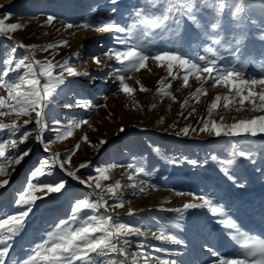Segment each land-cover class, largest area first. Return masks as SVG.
<instances>
[{
    "label": "snow or ice",
    "instance_id": "1",
    "mask_svg": "<svg viewBox=\"0 0 264 264\" xmlns=\"http://www.w3.org/2000/svg\"><path fill=\"white\" fill-rule=\"evenodd\" d=\"M113 5L106 13L96 15L97 6L90 7L82 17V22L64 24L63 27L89 29L97 33L108 32L112 34V46L103 52L108 60H114L118 67L112 68L109 76L117 82L119 92L128 98L133 97L134 89L126 82L131 79V73L148 68V61H153L157 68L163 67L171 81H182V86L189 85L190 77L200 82V86L191 94V98L199 102L202 95H207L205 85L212 88L226 89L223 95L217 94L207 106V118L198 121V127L186 125L175 132L177 136H189L190 132L199 136L205 134L209 137L226 138L225 150L228 158L220 157L211 152L203 164L197 159L184 157V161L193 167L204 166L210 159L216 162L223 175L239 188L247 187V181H241L233 175L238 158L249 161L254 171L261 174L264 179V167H255L261 154L264 153V140L257 143V137H264V115H253L251 118L236 119L228 123L213 118L214 111L219 107L224 110L234 109L235 112L251 111L264 113V0H145L144 3L132 6L124 15L123 22L118 19V9L115 7L119 0H108ZM3 7V6H0ZM13 13H6L0 19V34L11 39L12 33L20 30V23H7ZM58 17L48 15L46 25H52ZM186 22L193 27L187 29ZM258 41V46L249 41ZM163 42V46L157 45ZM68 42L60 40L48 43L46 46L25 45L22 42H13L0 64V117H14L10 122L0 121V177H10L15 171L14 165H20L29 157L33 149L24 145L33 137L35 143L43 147L48 156L41 159L27 178L26 185L17 193L13 207L19 209L15 213L4 212L0 216V264H185L178 259L187 252L170 249L163 246H150L144 240H132V237H145L151 233L152 237L163 244L182 246L188 248V242L169 230L167 225L157 222V231H152L147 224H128L122 222L119 216L108 213L109 208H121L125 199L121 192V181L115 184L104 185L102 181L109 180L108 173L115 165L96 166L95 175L87 179L78 176L80 169L91 166V162L80 163L73 170L66 168L71 165L72 156L79 149V143L70 152L51 153L50 144L62 141L73 135V128L79 129L87 124L86 119L73 117L67 124L55 120L53 140L44 137L47 128V117L54 111L58 100L62 99L68 90V77L85 76L90 79V73L79 71L71 66L72 56L61 61L45 58H34L37 50L49 51ZM83 47V46H81ZM103 47V45H101ZM18 49L26 53L17 58ZM192 49L196 51L193 52ZM227 52L228 55H223ZM79 57V52L74 54ZM259 56L257 61L255 58ZM92 61L98 67L101 60L92 56ZM259 64V74L249 73L250 65ZM23 70V71H21ZM151 71V69H149ZM11 73H19L8 79ZM141 92L147 91L139 80ZM162 86L156 89L161 97H171V83L159 81ZM74 95V94H73ZM175 100V97H171ZM132 103L136 106V101ZM189 103L185 100L181 109ZM105 107V105H99ZM63 107H73L91 110L94 105L83 97L76 98L75 103H65ZM155 107V104L152 105ZM193 109L189 113L191 116ZM34 114V116H33ZM179 115L183 116L181 111ZM189 117L185 116L187 120ZM160 122L163 123L161 117ZM34 123V129L27 126ZM174 128V125H170ZM21 129H26L21 133ZM125 129L121 127L119 132ZM88 141L87 134L82 138ZM106 143L100 140L99 148ZM159 152V148H154ZM11 152L9 156L7 153ZM63 157V158H62ZM169 163L179 164V160H168ZM58 167L66 176L78 181L90 191L83 198H75L70 205L66 218H60L43 231L38 242L29 243L22 249L24 256L10 255L15 238L21 234L27 223V218L36 206L37 200L52 193H61L66 188L67 181L60 180L55 183H40V178L54 174ZM131 174L127 176L128 187L132 194L146 193L155 185L147 183L140 176L149 177L155 174V169L149 171L144 160L134 158L127 163ZM9 184V179H0V189ZM174 195L182 196L185 193L172 190ZM40 193V195H37ZM109 194L116 202L109 204L105 199ZM190 202L181 207L168 208L175 213V223L172 229L184 231L186 213L194 209H206L214 218L215 223L227 230L225 233L234 241L238 250L231 256H226L207 244L202 247L216 259H205L200 264H264V236L250 233L230 214L228 207L219 201L214 190L202 194L191 193ZM94 197V198H93ZM104 211L101 213L100 210ZM91 215H84L85 212ZM135 213L129 210L128 215ZM135 245V247H133ZM152 248L153 255L146 249Z\"/></svg>",
    "mask_w": 264,
    "mask_h": 264
},
{
    "label": "rangeland",
    "instance_id": "2",
    "mask_svg": "<svg viewBox=\"0 0 264 264\" xmlns=\"http://www.w3.org/2000/svg\"><path fill=\"white\" fill-rule=\"evenodd\" d=\"M144 2L145 0H119V3L115 5L118 9V19L123 22L124 15L132 6ZM0 6H3L0 7V19L10 12L13 16L6 22L22 25L20 30L10 34L11 39L0 34V60H3L7 51L13 46V42H22L25 45L35 44L39 49V46L65 40L68 43L64 46L50 49L47 52L37 50L34 58L39 60L54 58V61L62 62L64 58L72 56V67L79 71L87 70L91 77H95L94 80L85 76L67 78V94L58 100L55 110L49 113L44 137L46 140L54 139L55 133L51 129L56 127L55 120L67 124L68 120L73 117L86 119L91 127L83 124L79 129L73 128L71 137L50 144L51 153L70 152L79 143L78 151L72 156L71 165L65 167L73 170L80 163L90 161V167L79 170L78 176L81 179L94 176L96 166L115 165L108 173L109 180L102 181V184L110 185L115 184L117 180L121 181V192L126 202L121 208H109L108 213L119 216L122 222L128 224L150 225L152 231H157V222L167 225L170 231L188 242V248L163 244L155 240L150 232L145 237H132V240H144L150 246H163L187 252L186 255L178 257L185 264H200L205 259H216L202 247L205 244L226 256H231L238 250L237 244L225 235L231 230L216 224L206 209L189 210L185 220L179 221L184 225V231L171 228V224L176 222V214L166 209L181 207L183 203L190 202L191 193L202 194L209 190L215 191L219 201L228 207L231 216L244 229L264 236V179H261V174L254 171V166L249 161L238 158L232 174L241 181H247V187L239 188L228 180L219 170L218 164L210 159L204 166L193 167L183 158L197 159L202 164L211 152L228 158L224 147L226 138L209 137L203 133L197 136L191 132L187 137L175 134L186 125L198 127L197 122L208 116L207 106L211 100L217 94H225L226 89L219 86L212 88L210 84L205 85L207 95L200 96L199 102H196L191 98V94L200 86L199 81L190 77L189 85L182 86V81H171L165 68H157L150 60L147 62L148 68L131 73V79L126 81L134 89L133 97L130 99L119 92L117 82L109 76L112 68L118 65L114 60H108L103 56V52L112 46V34L97 33L83 28L69 30L63 27L67 23L79 25L84 14L92 6L98 7L96 15L106 13L109 8L113 7L108 0H0ZM48 15H55L58 19L52 25H46ZM192 27L186 22V37L190 34L187 29ZM249 43L258 46V41L253 40ZM157 46H163V42ZM192 51L196 50L192 49ZM77 52H79V57L74 55ZM25 54L30 53L18 49L15 55L19 58ZM222 54L228 55L227 52ZM94 55L101 60L99 67L92 61ZM255 59L258 61L260 57L257 56ZM3 67V64H0V71ZM247 71L258 75L259 64L250 65ZM17 75L19 73H11L8 79ZM162 79L164 83L172 84L171 97H175V100L157 94L156 89L162 86L158 82ZM137 80L144 85L147 91L139 90L140 85L136 83ZM0 94H4L2 89H0ZM79 97L87 99L94 107L91 110L63 107L65 103L74 104L76 98ZM133 99L136 101V106L132 103ZM185 100H189V103L181 109L180 105ZM153 104H155L154 108ZM99 105H105V107ZM193 109L195 112L189 116ZM181 111L183 116L179 115ZM253 115H264V113H253L247 110L237 113L234 109L226 111L221 106L214 111L213 118L219 122L223 117L225 122L231 123L233 117L236 119L251 118ZM185 116L189 118L185 120ZM161 117L163 123L160 122ZM13 118L0 117V121L7 123ZM170 125L175 127L172 128ZM121 127L125 129L123 133L119 132ZM27 128L34 129L35 124L32 123ZM24 130L26 129H21V133ZM85 134L89 142L81 139ZM102 139L106 143L97 148L96 146ZM256 139L259 143L264 140V137ZM26 147L33 149L30 156L26 157L20 165H14L15 171L9 169L10 177H0V179H9V184L0 189V216L4 212L19 211L13 207L17 193L26 185L30 171L40 163L42 158L49 155L44 152L41 145L35 143L34 135L26 144L19 145L21 150ZM154 148H159V152L154 151ZM7 154L12 155L11 152ZM134 158H142L149 171L155 169V174L138 178L155 185V189L149 188L146 193H139L137 190V195L132 194V189L128 187L131 182L128 181L127 176L131 174V170L127 169V163ZM168 160L181 162L173 164ZM255 167H264V153L261 154ZM53 171V175L41 177L40 183L66 180V188L61 193H52L36 201V206L27 218L24 230L13 243L10 255L14 258L18 255L24 256L22 249L26 248L29 243L38 242L43 231L53 222L66 218L75 198H83L90 191L78 181L66 176L58 167ZM170 189L179 190L185 195L176 196L169 191ZM105 199L109 201V204L116 202L109 194H105ZM130 209L135 213L132 216L128 215ZM103 211V209L100 210L101 213ZM83 214L91 215L92 213L89 211ZM146 250L153 255H161L154 253L151 247ZM103 264H107V260Z\"/></svg>",
    "mask_w": 264,
    "mask_h": 264
},
{
    "label": "bare ground",
    "instance_id": "3",
    "mask_svg": "<svg viewBox=\"0 0 264 264\" xmlns=\"http://www.w3.org/2000/svg\"><path fill=\"white\" fill-rule=\"evenodd\" d=\"M99 84H101V83H99Z\"/></svg>",
    "mask_w": 264,
    "mask_h": 264
}]
</instances>
